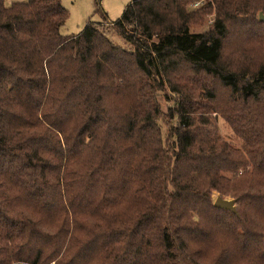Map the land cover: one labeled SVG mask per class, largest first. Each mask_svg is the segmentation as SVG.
<instances>
[{"label": "trees", "instance_id": "trees-1", "mask_svg": "<svg viewBox=\"0 0 264 264\" xmlns=\"http://www.w3.org/2000/svg\"><path fill=\"white\" fill-rule=\"evenodd\" d=\"M194 1L0 0V264H264V0Z\"/></svg>", "mask_w": 264, "mask_h": 264}, {"label": "rangeland", "instance_id": "rangeland-1", "mask_svg": "<svg viewBox=\"0 0 264 264\" xmlns=\"http://www.w3.org/2000/svg\"><path fill=\"white\" fill-rule=\"evenodd\" d=\"M209 1L211 0H196L188 5L187 8L189 11H199L203 7H206ZM198 2L200 3V6L197 8L194 7V4ZM130 3L131 0H102V2L98 5L95 0H61L62 6L68 11L69 15L68 20L61 29V32L64 36L71 37L83 32L86 25L90 22H115L122 17L125 9L130 5ZM202 17L203 19L200 24L192 27V33L199 34L210 30L215 19V13L212 11H206ZM111 40L120 46H125L124 41L116 35L111 36ZM208 80L211 82L210 79ZM215 84H210V88L214 87ZM166 88V91L161 92L158 97V101L162 105L164 112H166L167 109L173 105L171 99L175 97L170 93L168 86ZM203 102L212 103L205 100ZM204 115L209 117L212 124L219 128L218 133L222 136V138L233 143L235 146L240 145V143L232 136L228 124L221 117H219L216 112ZM164 118L167 120L165 116ZM218 196H220V193L214 191L212 194L213 205ZM226 198L231 199L230 197Z\"/></svg>", "mask_w": 264, "mask_h": 264}, {"label": "water", "instance_id": "water-1", "mask_svg": "<svg viewBox=\"0 0 264 264\" xmlns=\"http://www.w3.org/2000/svg\"><path fill=\"white\" fill-rule=\"evenodd\" d=\"M260 21H264L263 13H260ZM214 206L218 209H223L238 214L237 204L235 199H228L218 196L214 202Z\"/></svg>", "mask_w": 264, "mask_h": 264}, {"label": "built area", "instance_id": "built-area-1", "mask_svg": "<svg viewBox=\"0 0 264 264\" xmlns=\"http://www.w3.org/2000/svg\"><path fill=\"white\" fill-rule=\"evenodd\" d=\"M200 6V3L198 2V3H196V4H194V7H199Z\"/></svg>", "mask_w": 264, "mask_h": 264}]
</instances>
